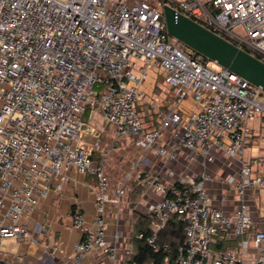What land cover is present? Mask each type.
Listing matches in <instances>:
<instances>
[{
    "label": "built area",
    "instance_id": "1",
    "mask_svg": "<svg viewBox=\"0 0 264 264\" xmlns=\"http://www.w3.org/2000/svg\"><path fill=\"white\" fill-rule=\"evenodd\" d=\"M165 6L264 62V0H0V238L28 239L21 216L48 195L53 179L62 190L75 167L96 179L97 214L95 230L74 246L71 263L98 252L121 264L119 236L106 238L107 157L95 161L82 146L85 134L99 136L84 122L88 110L99 109L117 140L134 139L144 155L161 161L158 170L138 176L159 196L148 206L150 234L139 239L170 252L160 235L177 216L185 231L177 264H264V230H254L247 201L249 192L264 187V158L246 159L250 122L264 117V92L227 69H212L170 36ZM152 75L162 79L158 92L145 87ZM188 98L195 102L189 115L182 110ZM182 153L189 163L214 164L219 153L238 161L226 181L237 194L234 213L214 205L208 172L173 182L160 177ZM141 162L153 166L145 157ZM257 165L262 169L253 175ZM125 191L123 182L118 199ZM73 223L86 227L80 211ZM232 236L242 253L257 252L251 263L212 248L216 237ZM128 246L130 258L133 242Z\"/></svg>",
    "mask_w": 264,
    "mask_h": 264
},
{
    "label": "crops",
    "instance_id": "2",
    "mask_svg": "<svg viewBox=\"0 0 264 264\" xmlns=\"http://www.w3.org/2000/svg\"><path fill=\"white\" fill-rule=\"evenodd\" d=\"M151 79L153 80L152 84L149 82L146 84L148 89L151 90L153 87L154 91H160L158 86H161L162 79L159 75H152ZM89 111L85 116L90 115ZM98 111L104 119L103 113L99 109ZM106 125L108 124L106 123ZM157 126L156 120L155 127ZM250 126L251 140L247 145L246 159H263L264 117H255L251 120ZM166 136L169 137L170 132L167 131ZM96 139L99 140V136L93 137L85 134L82 141V146L91 153L95 161L104 153L100 151V140L99 147L94 146ZM129 141L135 143L134 139H129ZM136 148L138 147L136 146ZM141 153L144 155L142 151ZM149 154L151 155L149 160L153 162V166L146 165L144 175L141 173L137 176L131 175L127 180L125 176L122 181H119L115 176H110L107 169L111 184L110 202L107 204L105 212L106 238L109 242H113L115 236H119L120 253L125 246L132 242L139 227L145 222H149L151 217L148 213V206L159 198L144 185L142 179L138 178L141 174L144 179L149 172H154L155 169L158 170L161 167V161L157 160L151 152L146 155ZM196 166H199L197 172L191 173L205 171L213 177L207 187L213 197L214 205L226 213H234L238 207V198L226 181L227 177L236 174L239 170L240 166L236 159H230L225 154L219 153L216 163L205 165L201 160L189 163L186 155L182 153L179 161L164 169L160 177L167 182H173L178 175L185 174L176 172L178 167L189 170ZM261 169V165L255 166L253 175L259 174ZM123 182L126 183V191L118 199L116 190ZM58 183V179H53L48 195L40 201L37 207L21 216L20 223L27 228L28 239L0 238V264H72L74 246L84 241L88 232L95 230L94 219L97 214L96 179L91 176H84L75 167H72L67 172V179L62 183V190L56 188ZM222 193L226 194L225 201H221ZM247 201L249 211L255 221L254 230H264V187L249 192ZM78 211L82 213L85 219V228L74 226V215ZM249 239H252V234L249 235ZM239 241L240 239L234 236L230 238L216 237V243L212 245V248L214 250H233L242 256L246 263H251L257 252L250 249L242 253L239 249ZM78 264H111V260L108 255L93 252Z\"/></svg>",
    "mask_w": 264,
    "mask_h": 264
},
{
    "label": "water",
    "instance_id": "3",
    "mask_svg": "<svg viewBox=\"0 0 264 264\" xmlns=\"http://www.w3.org/2000/svg\"><path fill=\"white\" fill-rule=\"evenodd\" d=\"M164 18L169 35L179 43L264 92V62L170 6L164 7Z\"/></svg>",
    "mask_w": 264,
    "mask_h": 264
},
{
    "label": "rangeland",
    "instance_id": "4",
    "mask_svg": "<svg viewBox=\"0 0 264 264\" xmlns=\"http://www.w3.org/2000/svg\"><path fill=\"white\" fill-rule=\"evenodd\" d=\"M207 63L214 70L221 69V67H219L216 63L211 62L208 59ZM152 81L153 80L150 77L148 82L152 84ZM145 87L148 88L147 85H145ZM194 107L195 102L191 98H188L184 102L182 110H184L186 114L189 115L194 110ZM89 114L90 115H86L84 117V121L87 122L88 125H90L99 133V140L101 141L100 151L106 154V165L110 176H115L117 180L122 181L125 176L126 178L130 175L137 176L139 173L144 175V168L146 165L141 162V158L147 157L148 159H151V155H142L141 151L136 148L135 143L132 141H129L127 139L117 140L115 137L114 130L110 126L106 125L105 120L103 119V117H101L98 109H90ZM144 120L146 122V125H150V127H153L150 124V118L146 117L144 118ZM195 168H191L188 170L182 169V167H178L177 171L176 169L175 171L178 173L187 174L191 172H197L199 166H196ZM128 245L127 247H129ZM133 252H135V248ZM120 254L122 256L121 264H130V254L124 253V249Z\"/></svg>",
    "mask_w": 264,
    "mask_h": 264
},
{
    "label": "trees",
    "instance_id": "5",
    "mask_svg": "<svg viewBox=\"0 0 264 264\" xmlns=\"http://www.w3.org/2000/svg\"><path fill=\"white\" fill-rule=\"evenodd\" d=\"M151 219L142 224L132 242L135 248L134 254L130 257V264H177L178 248L185 244V231L183 222L173 216L166 228L161 232L162 242L170 244V252L155 251L149 247L144 240L138 238V234H150Z\"/></svg>",
    "mask_w": 264,
    "mask_h": 264
}]
</instances>
